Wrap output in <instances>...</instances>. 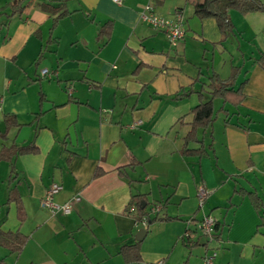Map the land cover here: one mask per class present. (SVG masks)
<instances>
[{
  "label": "crops",
  "instance_id": "1",
  "mask_svg": "<svg viewBox=\"0 0 264 264\" xmlns=\"http://www.w3.org/2000/svg\"><path fill=\"white\" fill-rule=\"evenodd\" d=\"M9 1L0 0V132L5 113L21 126L0 137V149L33 140L38 152L13 158L12 182L10 162L0 160V228L27 236L18 253L0 246V264H181L186 258L204 264L210 247L213 264H264V214L236 191L253 190L264 202V70L255 61L264 51V12L230 9L234 29L216 43L215 20L193 15L186 0H151L160 15L179 9L184 17V37L170 44L140 20L150 0H64L70 13L47 42L51 18L39 3L56 0H31L20 15L8 16L2 6ZM107 20L113 27L102 45L96 36ZM233 65L240 66L236 84L245 80L244 100L225 103L226 112L216 111L212 124L198 130L202 156L183 155L189 125L178 118L189 122L199 101L195 90L213 71L227 77ZM42 68L48 73L41 75ZM202 97L210 95L204 90ZM215 104L217 110L222 100ZM52 181L62 185L55 202L70 200L69 212L41 204ZM14 184L26 212L21 222L14 204L5 203ZM199 185L209 190L202 202ZM133 194H142L147 208L159 204L158 215L175 218L149 224L139 239L140 261L124 263L119 249L137 241L141 227L125 213ZM207 214L219 223V238L203 244L193 229ZM188 227L198 241L191 248L184 243Z\"/></svg>",
  "mask_w": 264,
  "mask_h": 264
},
{
  "label": "trees",
  "instance_id": "2",
  "mask_svg": "<svg viewBox=\"0 0 264 264\" xmlns=\"http://www.w3.org/2000/svg\"><path fill=\"white\" fill-rule=\"evenodd\" d=\"M30 1L31 0H10L6 4H4L2 8L8 7L10 9L8 16L14 14L20 15L24 6ZM186 2L192 6L193 15H195L196 17L200 19L211 17L215 20L220 33V36L216 43L223 42L234 29V24L229 15L230 9H234L243 14L254 11L264 12V2L261 0H186ZM39 6L41 9H43L50 15L51 21L47 42L53 41L54 38H52L51 36L53 29L56 27L59 19L69 14L70 11L67 9L64 0H56V3L52 1H41L39 3ZM112 27L113 22L111 20L105 21L98 27L96 38L99 42H101L100 44H105L106 41L109 39ZM42 54L43 49L39 52L36 61L39 60ZM255 61L264 70V51L255 59ZM138 67L139 65L136 67L135 71L138 69ZM239 73L240 66L238 65L231 66L229 75L225 78H221L216 72L213 71L208 78V82H202L201 87L198 90H195L199 97V101L190 109V114L192 116L191 120L189 122H185L183 116L179 117L177 120L178 123H184L189 125L187 132L183 136V144L180 150L183 155H196L199 157L202 156L206 152V148L202 144V141L199 140L197 137L198 130L206 129L212 124L216 111L221 110L223 112H226V109L223 107L225 103H229L233 106H238L242 103L245 97V93L243 90L245 80L236 84V79ZM204 87L206 89H204ZM204 90H206L210 95L207 100L202 99V92ZM190 92H192V90L189 89L182 92L181 94L175 93L173 98H182L183 96L189 95ZM214 98H220L222 100V105L217 110L214 109ZM39 113L40 112L35 113V118ZM2 117L5 124V128L4 131L0 132V137L5 138L10 128L19 127L21 126V123L18 122L14 114L5 113L2 115ZM190 142H199L200 145L198 147H189ZM37 152L38 147L33 140L21 145L11 143L9 145H3L1 147L0 160L9 161L11 164L8 174L9 182L14 181L17 177L16 170L12 163L13 158L16 155ZM123 167L124 166L118 167V171L121 175L124 174L121 170L123 169ZM99 172V169H97L94 175H97ZM236 191L241 194H246L249 197L254 208L256 210H262V213L264 214L263 199L255 191L245 190L244 188H238L236 189ZM5 203H13L17 219L19 220V222L24 220L26 212L18 188L15 184L9 188ZM147 205L148 202L142 194H133L131 196L130 202L128 203V206L125 209V213L131 215L137 223H140L142 217L145 216L147 224L146 230L149 224L154 221H163L175 218V216H169L167 214L158 215L157 213L150 216L148 215ZM131 207L133 208L132 210L130 209ZM192 219L193 218H191V221L194 220ZM219 227V223L216 221L214 224L215 239L219 238ZM186 230H188V235L184 243L189 248H191L196 245L198 241H192L190 239L193 232L190 227L186 228ZM26 240L27 236L21 233L18 229L4 230L0 228V246L6 247L10 252H20ZM140 243L141 240H137L132 244H124L120 247L119 252L123 256L124 263L140 261ZM203 244L207 243L203 242ZM1 262L4 263L2 260ZM186 263L187 258L183 260L181 264Z\"/></svg>",
  "mask_w": 264,
  "mask_h": 264
},
{
  "label": "built area",
  "instance_id": "3",
  "mask_svg": "<svg viewBox=\"0 0 264 264\" xmlns=\"http://www.w3.org/2000/svg\"><path fill=\"white\" fill-rule=\"evenodd\" d=\"M116 3H121L122 0H113ZM140 20L152 28L163 32L166 39L170 44H176L181 38L185 35V27H184V20L182 17V13L179 9H176L172 16L165 17L160 15L154 8L151 0L146 2L143 7L141 8L140 12ZM48 71L46 68H42L40 70L41 75L47 74ZM62 188V185L59 182L52 181L48 188L46 189L44 195L41 198V204L48 208L52 213H56L57 211H61L63 213H67L71 210V203L70 200L65 201L63 203H57L54 200V195ZM209 193V190L204 188L202 185H199L197 188V197L200 202L204 200L206 195ZM73 200H78L79 196L74 195L72 196ZM133 209L132 207L130 208ZM148 215L156 214L160 209L161 206L157 203H152L148 206ZM216 222V218L211 215L207 214L197 220L194 224V229L199 232L200 236L204 237V241L209 243L214 238V224ZM141 227L146 229V217L143 216L140 222ZM188 235V230L184 231V236ZM216 255L215 250L212 248L208 252L205 253L203 256L204 264H213L214 257Z\"/></svg>",
  "mask_w": 264,
  "mask_h": 264
},
{
  "label": "water",
  "instance_id": "4",
  "mask_svg": "<svg viewBox=\"0 0 264 264\" xmlns=\"http://www.w3.org/2000/svg\"><path fill=\"white\" fill-rule=\"evenodd\" d=\"M145 233L146 229L144 227H140L135 233V238L139 240L145 235Z\"/></svg>",
  "mask_w": 264,
  "mask_h": 264
},
{
  "label": "rangeland",
  "instance_id": "5",
  "mask_svg": "<svg viewBox=\"0 0 264 264\" xmlns=\"http://www.w3.org/2000/svg\"><path fill=\"white\" fill-rule=\"evenodd\" d=\"M183 14H184V13H183ZM171 16H172V14H171ZM182 17H183V15H182ZM183 18H184V17H183ZM4 19H5V16L1 14V15H0V22L3 21ZM0 28H2V30H3V28H4L3 25H2L1 23H0ZM2 30H1V31H2ZM1 33H2V32H1ZM0 35H1V34H0ZM257 39L259 40V36H257ZM260 41H261V39H260ZM261 42L264 43V40L262 39ZM233 44H234V43H233ZM214 107L217 108L218 106L215 104ZM201 239L204 240V237L201 236ZM210 249H211V247L209 248V250H210Z\"/></svg>",
  "mask_w": 264,
  "mask_h": 264
}]
</instances>
